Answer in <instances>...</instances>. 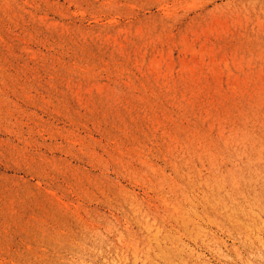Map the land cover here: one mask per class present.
<instances>
[{"label":"rangeland","instance_id":"374dc122","mask_svg":"<svg viewBox=\"0 0 264 264\" xmlns=\"http://www.w3.org/2000/svg\"><path fill=\"white\" fill-rule=\"evenodd\" d=\"M0 264H264V0H0Z\"/></svg>","mask_w":264,"mask_h":264},{"label":"bare ground","instance_id":"6f19581e","mask_svg":"<svg viewBox=\"0 0 264 264\" xmlns=\"http://www.w3.org/2000/svg\"><path fill=\"white\" fill-rule=\"evenodd\" d=\"M187 138V137H186ZM138 140V139H137ZM190 142V141H189ZM174 143V142H173ZM193 144V143H192ZM233 147V146H232ZM186 148V147H185ZM170 150V149H169ZM177 150V149H175ZM178 153V152H177ZM241 154V153H240ZM240 156V155H239ZM226 157V156H225ZM214 159V158H213ZM140 163V162H139ZM209 163V162H208ZM139 169V168H138ZM145 171V170H144ZM212 172V171H211ZM177 177V176H176ZM154 178V177H153ZM229 179V178H228ZM205 180V179H204ZM164 183V182H163ZM230 183V182H229ZM235 183V182H234ZM146 185V184H145ZM197 186V185H196ZM231 186V185H230ZM173 187V186H172ZM191 188V187H190ZM170 190V189H169ZM109 192V191H108ZM159 192V191H158ZM213 192V191H212ZM111 193V192H110ZM159 194V193H158ZM221 194V193H220ZM190 195V194H189ZM240 195V194H239ZM181 197V196H180ZM156 198V197H155ZM122 199V198H121ZM210 199V198H209ZM177 200V199H176ZM205 201V200H204ZM115 202V201H114ZM152 205V204H151ZM208 205V204H207ZM154 206V205H153ZM229 207V206H228ZM219 214V213H218ZM225 214V213H224ZM105 216V215H104ZM192 217V216H191ZM233 219V218H232ZM236 221V220H235ZM78 225V224H77ZM163 227V226H162ZM251 227V226H250ZM89 229V228H88ZM106 229V228H105ZM135 229V228H134ZM138 229V228H137ZM89 232V231H88ZM256 233V232H255ZM58 234V233H57ZM87 234V233H86ZM263 236V235H262ZM124 237V236H123ZM144 237V236H143ZM131 238V237H130ZM66 239V238H65ZM260 239V238H259ZM119 255V254H118ZM260 258V257H259ZM28 262V261H27ZM147 263V262H146Z\"/></svg>","mask_w":264,"mask_h":264}]
</instances>
